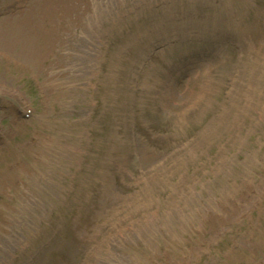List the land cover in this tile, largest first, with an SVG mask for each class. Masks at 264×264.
I'll return each mask as SVG.
<instances>
[{
    "label": "rangeland",
    "instance_id": "rangeland-1",
    "mask_svg": "<svg viewBox=\"0 0 264 264\" xmlns=\"http://www.w3.org/2000/svg\"><path fill=\"white\" fill-rule=\"evenodd\" d=\"M60 6L68 7L67 13L64 23L52 33V21L58 16L51 20L47 13ZM0 9L11 11L0 15V264H63L59 258H66L64 252L72 243L78 247L88 233L92 237L89 241L97 242L95 217L108 210L106 204L115 196L117 186L133 179L128 175L134 173L136 164L147 166L140 152L135 154L129 161L127 177L115 179L114 189L109 187L110 175L126 173L121 169L120 174H111L132 149V127L138 139L153 141L174 124L169 112L156 118L158 110L147 86L155 84L153 90L159 91V96L171 99L177 77L185 81V74L208 65L206 59L182 65L183 55L236 48L228 31H237L240 38L251 35L254 43L264 38V0H0ZM39 30L44 32L37 37ZM80 55L85 57L83 63L90 75H82L81 68H86L77 65ZM122 59L125 62L120 64ZM231 67L229 64L216 74L223 78V85L220 91L210 93L209 108L219 103L229 82L227 75L234 72ZM257 80L262 83L264 75L261 73ZM197 86L198 80L189 79L187 87ZM175 97L189 100L187 94ZM229 98L223 96V100ZM175 106L174 100L171 109ZM260 109L254 110V118L260 116ZM27 110H32V116L25 119L22 114ZM248 120L250 116L243 123ZM223 133L220 139L230 148L235 137L229 131L227 136ZM248 140L257 144L251 142L254 148L241 152L234 175H242L239 170H245L246 164L258 163L252 172L259 173L261 179L248 188L243 205L220 227L212 228L210 237L182 264H224V259L243 264L249 258L244 236L261 244L264 130L249 135ZM173 141L167 137L157 146L148 144L163 147V155ZM215 151L208 146L209 155ZM254 155L258 157L252 159ZM211 163V159L196 157L189 165L193 176L185 177L179 199L172 192L176 190L172 170L165 173L170 175L161 187L163 202L158 207L162 211L172 207L173 215L181 220L184 203H192L186 231L194 226L196 214L209 212L206 199H218L214 194H202V198L199 194L202 180L214 175L204 171L202 164ZM222 182L213 180L207 189L214 192ZM256 185L258 189L250 192ZM108 190L115 191L108 195ZM82 193L78 210L85 211L74 231L73 199ZM24 199H41V207H29L28 213H23ZM191 238L195 239V234ZM65 243L69 246L63 247ZM143 253L141 250L133 257L134 264H154L155 259L145 260ZM78 260L75 256L70 264Z\"/></svg>",
    "mask_w": 264,
    "mask_h": 264
},
{
    "label": "bare ground",
    "instance_id": "bare-ground-1",
    "mask_svg": "<svg viewBox=\"0 0 264 264\" xmlns=\"http://www.w3.org/2000/svg\"><path fill=\"white\" fill-rule=\"evenodd\" d=\"M67 2H66V6H67ZM67 8L68 7H65V6H60V7H57V8H51L52 10H50L47 15L48 17L51 19L52 16L54 15H57L58 17L55 19V22L52 21V23H55L52 27V33H55L57 32L59 26L61 24L64 23V18L66 16V13H67ZM46 9V7L44 8H41L42 11H44ZM45 14V13H44ZM52 20V19H51ZM59 21V22H58ZM42 27V26H41ZM46 29V28H45ZM48 29V28H47ZM46 29V30H47ZM50 30V28H49ZM44 31H41L39 30L38 33L36 34V36L38 37L41 33H43ZM43 38H46V37H43ZM155 85V84H154ZM154 85H148L149 89L153 90V87Z\"/></svg>",
    "mask_w": 264,
    "mask_h": 264
}]
</instances>
